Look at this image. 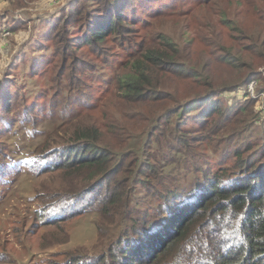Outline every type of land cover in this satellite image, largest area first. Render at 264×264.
Instances as JSON below:
<instances>
[{"label":"trees","instance_id":"1","mask_svg":"<svg viewBox=\"0 0 264 264\" xmlns=\"http://www.w3.org/2000/svg\"><path fill=\"white\" fill-rule=\"evenodd\" d=\"M153 1L162 6L152 7ZM178 1L164 5V0H68L36 30L45 25L44 41H53L63 55L69 49L74 57L75 44L106 55L112 39L130 46L133 25L143 22L150 27L151 18L167 19ZM145 2L149 14L143 15L137 4ZM201 3L200 16L209 6L226 7L222 24L240 34L241 22L254 6L264 17V0ZM74 32H79L75 40ZM245 38L264 58L262 29ZM220 52L228 64L242 63L240 53L226 47ZM211 71L209 64L189 63L171 32L149 33L106 80L116 109L112 120L119 125L85 112L57 132H64L57 141L45 142L41 159L46 166L79 183L76 190L51 197L42 208L44 218L91 205L101 218L99 240L106 237L103 222L115 234L104 240L106 248L96 256H75L66 264H264V129L253 135L255 115L249 121L240 119L254 113L248 85L257 71L250 68L225 88L213 85ZM175 79L198 82L201 91L180 95ZM86 85L82 81L73 88L82 103L92 97ZM224 92L230 98L226 103ZM69 103L65 95L61 109L75 113ZM156 107L159 110L147 112ZM144 119L145 129L136 131L135 125ZM231 120L237 125L235 140L226 139V121ZM226 143L234 145L226 148ZM212 152L211 158L221 164L227 153L232 163L215 170L208 161L200 165L198 160ZM182 175H191L190 185Z\"/></svg>","mask_w":264,"mask_h":264},{"label":"rangeland","instance_id":"2","mask_svg":"<svg viewBox=\"0 0 264 264\" xmlns=\"http://www.w3.org/2000/svg\"><path fill=\"white\" fill-rule=\"evenodd\" d=\"M67 1L0 0V264H66L75 256H96L97 252L106 248L104 240L115 237L103 222L106 237L99 240L97 224L101 218L91 205L79 212L62 211L57 216L44 218L42 208L49 199L66 190H76L79 181L64 177L60 171H54L55 168H48L41 154L46 141H57L59 135L64 134L57 132L85 112L93 113L99 120L105 119L108 124L110 121L111 126L119 125L112 120L116 109L111 103L106 80L116 73L120 64L148 38L149 33L169 31L177 36L181 52L189 63L210 65L215 87L233 85L250 68L256 69L252 90H248L254 113L240 116V119L249 121L255 115L253 135H261L264 129V123L258 121L264 120V58L245 38L246 34L257 36L259 29L264 33V17L256 11V6L241 22L244 32L240 34L222 24L221 15L226 7L209 6L206 14L200 16L203 0H179L170 8L171 14L167 19L151 18L148 23L153 25L150 27L143 22L132 26V37L138 40V44L132 37L130 46L112 39L106 55L98 54L89 47L80 50L75 44L76 54L73 57L69 49L63 55L53 41H44L45 25L36 30L46 24L48 16L58 14ZM164 1V5L171 2ZM161 3L153 1L151 6L161 7ZM145 4L147 2L143 6L137 4L143 15L149 14ZM180 18L186 21L179 22ZM78 35L79 32L71 34L74 40ZM223 47L240 53L242 63L239 60L231 65L224 61L220 52ZM18 57L19 60H14ZM175 80L180 95L201 91L198 82ZM82 81L87 82L85 87L94 97L84 103L77 99V92L73 90ZM236 94L243 101L241 93ZM65 95L69 97V109L75 110V113L61 109ZM228 96L223 93L225 103L230 101ZM157 110L159 107L147 112ZM146 124L145 119L140 120L134 128L136 131L143 130ZM236 129L233 120L226 121V139L235 140L237 132L233 133ZM233 145L227 146L226 143V148ZM214 155L212 152L205 157L206 160L199 159L200 165L208 161L210 168L215 170L232 163L227 153L226 163L223 164L211 158ZM182 177V181L191 184V175Z\"/></svg>","mask_w":264,"mask_h":264},{"label":"built area","instance_id":"3","mask_svg":"<svg viewBox=\"0 0 264 264\" xmlns=\"http://www.w3.org/2000/svg\"><path fill=\"white\" fill-rule=\"evenodd\" d=\"M253 83H254V80H252V81L249 83V88H248V90H252V85H253Z\"/></svg>","mask_w":264,"mask_h":264}]
</instances>
